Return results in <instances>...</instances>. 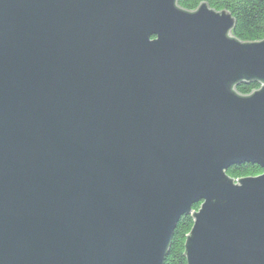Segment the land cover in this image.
<instances>
[{"label": "water", "instance_id": "obj_1", "mask_svg": "<svg viewBox=\"0 0 264 264\" xmlns=\"http://www.w3.org/2000/svg\"><path fill=\"white\" fill-rule=\"evenodd\" d=\"M234 26L204 1L0 0V264H163L183 214L187 264H264V37Z\"/></svg>", "mask_w": 264, "mask_h": 264}, {"label": "trees", "instance_id": "obj_2", "mask_svg": "<svg viewBox=\"0 0 264 264\" xmlns=\"http://www.w3.org/2000/svg\"><path fill=\"white\" fill-rule=\"evenodd\" d=\"M216 10H226L235 19L233 35L241 41H254L264 37V0H177L178 5L185 9H194L200 2ZM257 82L240 83L236 90L242 94L249 93L258 87ZM262 172L257 163L242 162L231 165L226 173L233 179L255 176ZM200 202L192 205L196 210ZM193 217L191 214H183L174 229L168 252L163 264H187L184 255V243L186 234L191 229Z\"/></svg>", "mask_w": 264, "mask_h": 264}]
</instances>
